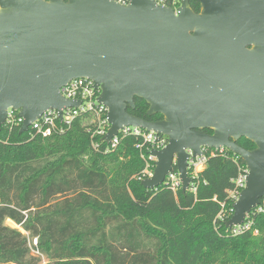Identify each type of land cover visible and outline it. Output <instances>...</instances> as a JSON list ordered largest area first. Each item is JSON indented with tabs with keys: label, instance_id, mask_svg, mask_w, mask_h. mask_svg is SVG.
<instances>
[{
	"label": "water",
	"instance_id": "obj_1",
	"mask_svg": "<svg viewBox=\"0 0 264 264\" xmlns=\"http://www.w3.org/2000/svg\"><path fill=\"white\" fill-rule=\"evenodd\" d=\"M197 1L198 13L191 0L176 13L156 0H0V131L10 109L24 119L21 134L50 109L62 119L81 103L61 88L89 79L109 109L108 144L124 127L168 138L151 153L146 189L164 185L176 161L186 193L190 152L238 156L249 174L226 227L243 224L264 200V0ZM135 99L162 119L129 114Z\"/></svg>",
	"mask_w": 264,
	"mask_h": 264
},
{
	"label": "trees",
	"instance_id": "obj_2",
	"mask_svg": "<svg viewBox=\"0 0 264 264\" xmlns=\"http://www.w3.org/2000/svg\"><path fill=\"white\" fill-rule=\"evenodd\" d=\"M191 7L200 11L197 0ZM135 104L129 114L162 119L147 115L144 100ZM89 122L83 115L65 132L46 137L2 127L0 264H40L34 238L50 264H264V214L254 215L253 231L237 237L227 232L234 213L229 191L245 165L238 156L226 150L208 157L196 195H175L166 184L149 190L137 179L145 168L139 139L97 151ZM238 145L255 148L245 138Z\"/></svg>",
	"mask_w": 264,
	"mask_h": 264
},
{
	"label": "built area",
	"instance_id": "obj_3",
	"mask_svg": "<svg viewBox=\"0 0 264 264\" xmlns=\"http://www.w3.org/2000/svg\"><path fill=\"white\" fill-rule=\"evenodd\" d=\"M120 5L127 6L130 4L131 0H113ZM159 5L172 8L177 11L181 7H177L178 0H172L168 3V0H156ZM182 4V0H180ZM61 95L68 101L80 102L81 105L78 108H67L63 111L62 119L58 111L50 109L40 117L36 122H34L27 133L31 136L43 135L44 137L51 135L52 133H63L65 129L70 128L75 121L82 117L83 115L90 116V128L89 131L92 137V146L95 150H105L106 153L114 151L121 143V141L128 137H135L139 139L136 149L140 151L142 159L145 161V168L142 171L141 180L151 178L154 174L156 168L157 159L152 157L151 153L154 151H161L167 147L169 140L166 136L158 135L152 131H146L140 128L124 127L122 128L118 135L113 138L111 143L105 141V136L109 133L111 129V124L109 123L108 114L109 109L99 102V97L101 91L96 89L95 83L89 79H75L69 82L66 86L61 88ZM5 124L11 127H17L21 130L24 119L19 116V112L13 109L9 110L8 119ZM61 124V125H60ZM60 125V126H59ZM98 140H101L99 142ZM102 142L107 144V147L102 148ZM228 149H207L204 148V155L194 157L192 152L191 158L189 160V176L190 185L189 191L193 194H197L198 188L200 186V173L203 171L208 157L214 156L217 152L224 153ZM237 161V160H236ZM249 174V169L246 165L239 168V174L234 180V186L229 191L228 199L232 204L236 203L242 191L246 187V180ZM171 191L176 195L179 190H182V182L180 179V174L178 172L176 161H174L173 170L166 177L165 183ZM258 208L254 209L250 214H248L246 220L243 224L239 226H234L228 229L227 232L230 236L237 237L243 235L247 232L253 231L254 226V215L264 214V200ZM234 212V209H232ZM222 220L224 217H220ZM259 231L254 230V234L258 235ZM30 244L33 248L34 253H38V238L30 240Z\"/></svg>",
	"mask_w": 264,
	"mask_h": 264
},
{
	"label": "rangeland",
	"instance_id": "obj_4",
	"mask_svg": "<svg viewBox=\"0 0 264 264\" xmlns=\"http://www.w3.org/2000/svg\"><path fill=\"white\" fill-rule=\"evenodd\" d=\"M144 162H145V161H144ZM145 165H146V164H145ZM141 175H142V172L140 173L139 177L136 176L135 178L138 177L137 179H140V180H141ZM144 180H145V179H144ZM6 225L9 226L10 228H14V229H17V230L21 231L22 233H25V232H24L19 226L15 225L12 221H7V222H6ZM25 234H26V233H25ZM30 240H31V239H30ZM33 254H34L35 256H37V257H39V258L42 259L40 264H50V261H49L46 257H44L43 255H40V253L37 254V253H34V252H33Z\"/></svg>",
	"mask_w": 264,
	"mask_h": 264
},
{
	"label": "flooded vegetation",
	"instance_id": "obj_5",
	"mask_svg": "<svg viewBox=\"0 0 264 264\" xmlns=\"http://www.w3.org/2000/svg\"><path fill=\"white\" fill-rule=\"evenodd\" d=\"M129 108H130V107H129ZM129 108H128V109H129ZM130 109H132V108H130ZM133 110H134V109H133ZM155 116H157V115L152 116V118L155 117ZM156 121H159V120H153V121H148V122H156ZM204 132H205V133H209V132H210V133L212 134V132H211L210 130H205Z\"/></svg>",
	"mask_w": 264,
	"mask_h": 264
}]
</instances>
